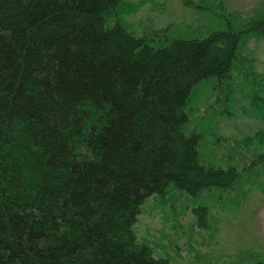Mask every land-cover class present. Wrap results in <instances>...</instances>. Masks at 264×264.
Masks as SVG:
<instances>
[{"label":"trees","instance_id":"1","mask_svg":"<svg viewBox=\"0 0 264 264\" xmlns=\"http://www.w3.org/2000/svg\"><path fill=\"white\" fill-rule=\"evenodd\" d=\"M121 1L0 0V264H173L138 237L150 200L264 190V130L213 132L221 164L210 166L190 115L211 84L212 118L239 94L264 120V73L246 52L264 40V3L241 24L172 38L134 35ZM211 211L192 209L200 230L217 228Z\"/></svg>","mask_w":264,"mask_h":264},{"label":"rangeland","instance_id":"2","mask_svg":"<svg viewBox=\"0 0 264 264\" xmlns=\"http://www.w3.org/2000/svg\"><path fill=\"white\" fill-rule=\"evenodd\" d=\"M205 1L214 9L201 11L193 7V4H202L201 0H122L119 14L126 27L138 37L153 36L155 32L168 29L172 38H202L214 30L227 28L228 22L243 23L251 9L264 3V0H222V5ZM246 52L247 56L254 55L258 60L257 71L264 73V40H252ZM212 92L211 84L199 88L190 112L192 126L204 136L201 161L210 166L211 163L221 164L212 145L213 132L231 139V130L237 129L238 133L232 132V136L242 139L259 129L264 130V120L254 117L255 112L252 116L253 109L247 110V115L239 109L244 103L239 94L238 103L235 100L228 110L217 106L219 113L224 112V117L214 116L213 119L207 113L211 104L216 105V95ZM198 106L206 120H213L201 124ZM245 187L251 188L250 185ZM181 196L150 200L136 226L140 240L151 243L158 255L169 258L173 264H238L246 252L264 254L263 189H252L248 197H244L239 188L231 192L229 198L218 189L197 198ZM234 198L240 201L241 208H236ZM198 205L212 207L217 228L203 231L195 225L192 209Z\"/></svg>","mask_w":264,"mask_h":264}]
</instances>
